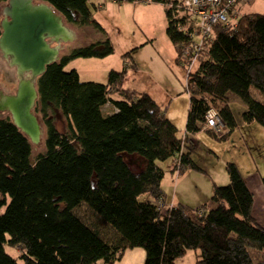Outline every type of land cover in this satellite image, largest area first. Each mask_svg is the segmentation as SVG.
I'll return each instance as SVG.
<instances>
[{"label":"trees","instance_id":"16d2710c","mask_svg":"<svg viewBox=\"0 0 264 264\" xmlns=\"http://www.w3.org/2000/svg\"><path fill=\"white\" fill-rule=\"evenodd\" d=\"M37 1L51 5L68 25L102 30L87 0ZM166 18L179 59L178 44L187 39L169 9ZM111 53L109 39L74 49L37 79L34 111L45 126V150L35 158L10 116L0 118V264H18L5 244L20 249L24 264H114L137 247L145 251L144 264H176L188 249L200 251L196 264H255L249 248L262 251L256 264H264V227L252 215L254 195L235 163L226 165L229 183L214 185L200 207L167 203L158 162L172 159L176 167L179 160L180 168L202 171L184 151L176 126L150 95L125 89V68L111 70L106 83L83 82L76 70H64L73 58ZM197 63L186 83V133L203 129L210 108L232 132L231 93L246 105L243 123L264 127V103L251 94L255 88L264 95L263 14L244 13L234 27L215 25ZM55 110L67 131L57 129ZM129 156L146 164L133 168ZM146 193L152 199L140 202Z\"/></svg>","mask_w":264,"mask_h":264},{"label":"rangeland","instance_id":"374dc122","mask_svg":"<svg viewBox=\"0 0 264 264\" xmlns=\"http://www.w3.org/2000/svg\"><path fill=\"white\" fill-rule=\"evenodd\" d=\"M3 4L0 3V14ZM87 5L92 17L100 24L102 30L92 25L79 27L67 24L75 31L76 36L74 40L62 44L60 57L68 55L74 49L105 39L110 40L113 53L105 57L73 58L64 66V70H76L83 82L106 83L111 70L122 71L125 68V89L152 94L158 99L165 116L168 109L166 117L176 126L178 137L183 141L184 151L190 152L191 158L202 172L185 167L177 170L172 159L158 162L164 170L161 181L164 195L170 193L172 199L170 200L174 201L175 193V200L181 199L182 195L190 197L199 192L205 194L210 190L213 193L214 185L224 186L229 183L226 170L229 162L235 163L242 175L247 178L251 177V172L264 175V136L258 134L248 136L245 133L246 139H244L241 125L235 127L231 134L224 136L227 137L225 139L210 135L204 128L194 134H186L185 126L189 107L186 83L189 72L196 69L198 63L189 64L181 55L178 59L176 46L166 33L167 5L156 1L140 0H87ZM252 5L253 2L244 6L241 12L246 13L249 8L252 10ZM127 53L130 57L125 59L124 55ZM17 83L18 76L15 68L0 60V91L13 93ZM251 94L254 99L264 103V95L257 89L251 88ZM228 105L234 117L241 121L246 105L233 93L229 94ZM104 110L105 112L110 110V105H106ZM53 115L57 129L61 132L67 131V121L62 113L55 110ZM6 116H8L6 113L0 114V118ZM39 121L43 134L39 144H32V159L45 150V126L40 118ZM254 124L264 130L261 125ZM130 157H133L134 161H129ZM130 157H127L129 165L133 168L139 167L137 157ZM138 199L140 202H146L151 200L152 196L146 193L140 195ZM79 212L86 213V209L82 207ZM4 249L16 259L18 264H24L20 249L8 244L4 245ZM130 250H134L136 254L129 257L125 264H144V249L137 247ZM249 252L255 264L262 258L261 250L249 248ZM199 255L198 249H188L177 259L176 264H196ZM117 262L114 264H118ZM99 264L104 263L99 262Z\"/></svg>","mask_w":264,"mask_h":264},{"label":"water","instance_id":"95a60500","mask_svg":"<svg viewBox=\"0 0 264 264\" xmlns=\"http://www.w3.org/2000/svg\"><path fill=\"white\" fill-rule=\"evenodd\" d=\"M34 1L8 0L0 22V51L18 76L13 93L0 91V114H8L30 142L37 145L43 134L34 111L37 79L48 65L60 59L62 44L74 40L76 33L51 5ZM133 159L130 157L129 161Z\"/></svg>","mask_w":264,"mask_h":264},{"label":"built area","instance_id":"2783aa9c","mask_svg":"<svg viewBox=\"0 0 264 264\" xmlns=\"http://www.w3.org/2000/svg\"><path fill=\"white\" fill-rule=\"evenodd\" d=\"M150 1V0H148ZM255 0H165V5L172 14L175 24L187 39L181 44V56L185 57L189 64L198 62L205 43L212 37L214 26L224 24L234 27L244 6ZM204 129L211 130L216 136L229 135L230 129L222 121L218 111L210 108L204 116ZM187 135L189 133H186ZM185 134V138L187 135ZM184 140V139H183ZM182 147L184 148L183 141ZM179 160L176 161V169H180ZM159 209L162 210L165 203L160 200Z\"/></svg>","mask_w":264,"mask_h":264},{"label":"crops","instance_id":"0c3cea01","mask_svg":"<svg viewBox=\"0 0 264 264\" xmlns=\"http://www.w3.org/2000/svg\"><path fill=\"white\" fill-rule=\"evenodd\" d=\"M251 8H252V10L249 8L248 12H246L245 14L258 13V14L264 15V0H255L253 2V5L251 6ZM150 96L159 105L158 99L156 97H154L152 94ZM159 107L161 108V105H159ZM166 112L168 113V109ZM167 113H166V116H167ZM233 115H234V113H233ZM235 121H236V127H239L241 125V128L244 131V136H245L244 139H246L245 133L248 136H255L254 134L264 136V130H262L263 128H259V126H256V124H254V123L253 124H244L242 120L239 121L236 117H235ZM229 134H231V131ZM137 161L139 163L140 168H142L145 165L143 160L138 158V157H137ZM139 167H137V168H139ZM199 172H202V171H199ZM262 175H263L262 173L258 174L257 172H251V175H250L251 177H249V178H247L246 176H243V175L242 176H243V179H244L248 189L254 195L252 215L257 220V222L264 227V185L262 183ZM181 177L179 178V181H180ZM223 182H225V179H223ZM211 195H212V192L210 190V192L207 191L205 194H201L199 192L198 194H196L194 196H190V197H186V196L182 195L181 199L175 200V196H176V193H175V195L173 197V200L175 201L174 202V201H171L172 199L170 198V193H168L165 195L164 199L167 203L173 202L174 205L181 204V205H185L188 207L191 206L190 208H192V207L198 208L202 204L207 202L211 198ZM133 251L134 250H130V249L125 251L122 259L120 261H118L117 263L118 264H125L126 260L129 257H132L133 255L136 254V252H133ZM96 264H99V262H97Z\"/></svg>","mask_w":264,"mask_h":264},{"label":"flooded vegetation","instance_id":"af4514ba","mask_svg":"<svg viewBox=\"0 0 264 264\" xmlns=\"http://www.w3.org/2000/svg\"><path fill=\"white\" fill-rule=\"evenodd\" d=\"M7 1H8V0H7ZM36 2H38V1L35 0L34 3H36ZM6 6H7V2H5V3L2 5V8H1V14H0V16H1V21H2L3 18L5 17V16H4V10H5V7H6ZM52 45H54V44H52ZM0 60L4 61L7 65L9 64L8 60L5 59V58L3 57L1 51H0Z\"/></svg>","mask_w":264,"mask_h":264}]
</instances>
